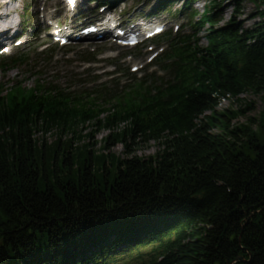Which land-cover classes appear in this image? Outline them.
Instances as JSON below:
<instances>
[{"label": "trees", "instance_id": "16d2710c", "mask_svg": "<svg viewBox=\"0 0 264 264\" xmlns=\"http://www.w3.org/2000/svg\"><path fill=\"white\" fill-rule=\"evenodd\" d=\"M198 1H187L189 16ZM207 1L196 35L162 38L170 45L156 65L168 82L146 88L131 75L126 102L112 105L116 79L88 88L87 74L78 92L41 79L0 90V264H264V111L249 119L254 132L218 110L220 96L264 95V23L247 29L239 4L222 27L223 3ZM250 1L264 18V0ZM201 30L210 48L198 45ZM120 122L104 139L108 155H95V136ZM54 131L52 144L38 139ZM151 142L155 156L135 155ZM117 145L125 159L109 153Z\"/></svg>", "mask_w": 264, "mask_h": 264}, {"label": "rangeland", "instance_id": "374dc122", "mask_svg": "<svg viewBox=\"0 0 264 264\" xmlns=\"http://www.w3.org/2000/svg\"><path fill=\"white\" fill-rule=\"evenodd\" d=\"M4 1H7V9L1 10L6 11L5 13H9L11 17V22L16 25V28L20 31L17 36L11 38V44L8 46L10 49V55H2L1 57H13L17 54L23 53L27 54V66L25 64L17 65L15 68H9L6 71H0V90L3 92V95H9L12 91H14L16 86H21L25 89H33L37 84L36 81L41 79L42 81H54V85L56 87H60L64 89V91L71 89V91L78 92L83 88L84 84H80L81 81L84 80L82 75H76L80 73H84L82 69H78L75 66H78V62L84 59V55L88 53H99L101 56L98 57V63L89 65L88 67H92V69L103 70L108 66V60H113L118 63V67L120 70L126 71L124 73V78L121 83L114 88L115 95H119L118 99H113L112 105H119L123 102H126L129 98L135 97V95L125 98L124 94L130 87H136L137 84H133V81H130V77L128 74L131 72H142L139 74H144L147 72L149 66H152L153 63L156 62V57L160 54V52L164 49L168 48L166 43H163L162 40H154L150 42H145L142 46L137 48H128V47H119L112 40L101 42L95 39H92L83 43H76L73 46L65 47L56 43L54 38H51L47 35L46 31L39 29L42 27L41 21L49 22V18H56V20L74 22L75 26L78 28H86L90 25L89 19L93 17V15L97 16H105L100 12L101 7H105V5L110 4V13H116L117 16L125 17V22L131 21L132 18L138 20L142 18L143 20H152L161 25H165L169 27V35H176L177 39L181 37H186L188 35H196L197 34V24L202 21V17L207 14V11L210 8L211 1L207 0H199L193 7V11L196 12L195 16H189V13H186L187 1L188 0H101L100 4H97L96 7H92L89 0H82L80 2V10L76 14L75 17L73 15L68 14L64 15V7L61 0H0V4ZM91 1V0H90ZM95 1V0H94ZM106 1L107 3H105ZM222 2L221 6V21L220 26L224 27L229 24L233 17L235 16L236 7H241L242 16L239 18L246 25L247 29H253L258 25H262L264 23V18L259 15V8L251 2L250 0H215ZM166 2H170L166 5ZM27 6L28 15L24 13V10ZM46 7V8H44ZM43 10V11H42ZM57 10V11H56ZM43 14V18H40V14ZM44 13L46 16H44ZM114 17V16H111ZM75 18V19H73ZM138 18V19H137ZM86 19V20H83ZM6 20V19H5ZM22 21H26L27 24L22 23ZM34 21H37L36 24ZM9 22L4 21V25H8ZM12 24V25H13ZM10 25V26H12ZM13 25V26H15ZM29 27V29H26ZM204 29L207 26H202ZM14 28V29H16ZM32 29V30H31ZM13 30H11L9 36L13 34ZM23 33L28 34L29 36L22 35ZM24 37L28 38V41L24 43L22 46H16L15 41H18ZM199 38V46L210 48L211 42L209 41L208 33L205 34L204 30L197 35ZM158 41V42H157ZM170 45V44H169ZM43 51L48 53V56L41 57L38 56V53H42ZM96 55V54H95ZM166 53L164 54V56ZM163 56V57H164ZM154 57L150 63H148L149 59ZM69 58L70 61H66L64 59ZM50 59V61L57 60L59 64L54 65L51 64V67H46V60ZM119 59V60H118ZM124 59V60H123ZM66 61L67 63H63L62 61ZM153 61V62H152ZM44 62L43 66L42 63ZM163 61L158 62L157 64H162ZM1 63V62H0ZM2 65V64H0ZM133 67V71H132ZM138 68V69H137ZM78 69V70H77ZM137 69V71H135ZM123 71V72H124ZM161 71V72H160ZM158 71V69H151L147 73L156 72V78L153 81L146 82L148 79H145L144 86L147 88L149 85L154 87L163 85L168 82L170 77L168 74L162 70ZM74 72V76H76L75 81L73 79V75L71 73ZM114 72L113 68H110L106 71L99 72V75L105 77L106 73ZM144 79V78H143ZM106 79L104 81H107ZM102 81L99 78L98 82ZM105 82H101L100 84H104ZM126 84V87L124 85ZM156 83V85H155ZM67 93V92H66ZM87 99H95L91 96L87 97ZM243 100L235 103H221L219 107V113H227L234 112L238 113V116L232 119L230 125L235 127H249L252 131L257 132L258 124L250 123V118L255 121L259 120L261 113L264 111V95L258 96L254 94H248ZM223 104V105H222ZM234 107V108H233ZM250 107V108H249ZM252 107V108H251ZM249 108V109H248ZM243 111L244 113H240ZM126 124L120 122L116 129L112 131H102L97 134L94 138L93 143L97 142L94 151L95 155H108L104 152L103 148L104 139L107 136H110L111 133L120 132V130L125 129ZM91 128H86L82 134H86L89 132ZM59 137L58 133L51 132L49 134L43 133L38 135V139H44L47 144H52ZM69 137V136H68ZM67 137V138H68ZM260 139H264V136L259 134ZM63 140H66V137H63ZM89 144L90 140L85 139V142ZM54 145V144H53ZM81 145V144H79ZM111 145H114L113 143ZM83 147V145H81ZM161 150V146L156 142H151L148 145H144L141 148L137 149L136 154L138 157L146 158L155 156V154ZM111 155L118 156L122 159H125L124 149L121 145L114 146L111 148ZM249 155H253V151H248ZM109 162V161H107ZM109 165V163H108ZM101 164L98 162L97 170L101 167ZM64 168V167H60ZM74 178L76 179V174L78 170L75 168L71 170ZM63 171L62 173H64Z\"/></svg>", "mask_w": 264, "mask_h": 264}, {"label": "bare ground", "instance_id": "6f19581e", "mask_svg": "<svg viewBox=\"0 0 264 264\" xmlns=\"http://www.w3.org/2000/svg\"><path fill=\"white\" fill-rule=\"evenodd\" d=\"M7 4H8L7 1H4V3L2 2L1 5H0V40H3V38L6 39V35L10 34L11 30L14 31L15 30L14 28H16L15 23L13 24L11 22V20H10L11 17L9 15V13H5L6 11H1V10H6L7 9ZM5 19L9 22V24L7 26L4 25V21H6ZM12 24L15 25V26H13ZM10 25H12V26H10ZM115 29H117V28L115 27L114 31H115ZM219 100L221 101V103H229V102H231V104L234 101H235L234 104H236L237 101H238L237 97H233L231 95L220 96Z\"/></svg>", "mask_w": 264, "mask_h": 264}, {"label": "water", "instance_id": "95a60500", "mask_svg": "<svg viewBox=\"0 0 264 264\" xmlns=\"http://www.w3.org/2000/svg\"><path fill=\"white\" fill-rule=\"evenodd\" d=\"M236 262L243 263V264H251V259L249 261H245L243 258H238Z\"/></svg>", "mask_w": 264, "mask_h": 264}]
</instances>
